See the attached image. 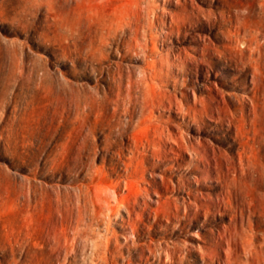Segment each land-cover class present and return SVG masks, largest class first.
I'll return each instance as SVG.
<instances>
[{"label": "rangeland", "instance_id": "1", "mask_svg": "<svg viewBox=\"0 0 264 264\" xmlns=\"http://www.w3.org/2000/svg\"><path fill=\"white\" fill-rule=\"evenodd\" d=\"M0 264H264V0H0Z\"/></svg>", "mask_w": 264, "mask_h": 264}]
</instances>
